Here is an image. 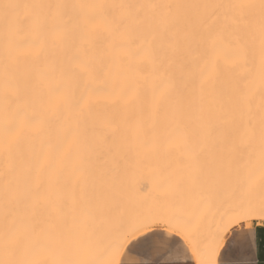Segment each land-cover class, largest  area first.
I'll return each mask as SVG.
<instances>
[{
	"label": "snow or ice",
	"instance_id": "1",
	"mask_svg": "<svg viewBox=\"0 0 264 264\" xmlns=\"http://www.w3.org/2000/svg\"><path fill=\"white\" fill-rule=\"evenodd\" d=\"M0 14V264H252L222 257L264 225V0Z\"/></svg>",
	"mask_w": 264,
	"mask_h": 264
},
{
	"label": "bare ground",
	"instance_id": "2",
	"mask_svg": "<svg viewBox=\"0 0 264 264\" xmlns=\"http://www.w3.org/2000/svg\"><path fill=\"white\" fill-rule=\"evenodd\" d=\"M13 2H25V0H13ZM3 20H2V14H0V28H2ZM241 73H246L248 71V68L241 65L238 69ZM258 71H259V60L257 58V64L256 68L254 69V73L257 75L256 79V87L259 85L258 80ZM113 72H118L117 68H113ZM172 114L169 113L167 116L168 120H171ZM170 139L175 142V136L170 137ZM159 163H163V161L157 160L153 157H144L141 156L139 159H133L128 167V171L124 177L126 185L129 187H134L138 183L146 184V187L149 185L148 188H146L145 192L152 188L153 183L156 179V169ZM260 224L258 221L254 223ZM253 225V226H254ZM212 227V215L208 214L207 218L203 222L202 226V234H197L196 239L202 240L206 238L210 232V229Z\"/></svg>",
	"mask_w": 264,
	"mask_h": 264
},
{
	"label": "crops",
	"instance_id": "3",
	"mask_svg": "<svg viewBox=\"0 0 264 264\" xmlns=\"http://www.w3.org/2000/svg\"><path fill=\"white\" fill-rule=\"evenodd\" d=\"M236 232L239 234L238 239L244 241L247 227L245 226L243 231L238 227ZM248 241H250V249L248 243H242L238 251H227L222 259L242 256L244 259L252 261V264H264V225L255 224L253 231L248 235Z\"/></svg>",
	"mask_w": 264,
	"mask_h": 264
},
{
	"label": "rangeland",
	"instance_id": "4",
	"mask_svg": "<svg viewBox=\"0 0 264 264\" xmlns=\"http://www.w3.org/2000/svg\"><path fill=\"white\" fill-rule=\"evenodd\" d=\"M146 185V184H145ZM149 187V185L146 187V188H148ZM146 188L144 189V191L146 190ZM147 192V191H146ZM238 228V227H237Z\"/></svg>",
	"mask_w": 264,
	"mask_h": 264
}]
</instances>
